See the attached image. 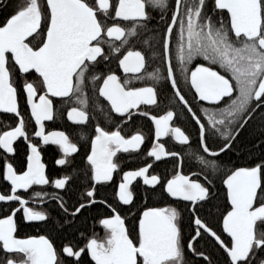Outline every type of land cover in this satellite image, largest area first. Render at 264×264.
<instances>
[{"label":"snow or ice","instance_id":"1","mask_svg":"<svg viewBox=\"0 0 264 264\" xmlns=\"http://www.w3.org/2000/svg\"><path fill=\"white\" fill-rule=\"evenodd\" d=\"M148 8L160 10L161 20L170 13L158 42V59L166 65L164 76L160 68L147 71L145 55L130 47L133 44L130 38L139 39L140 33L148 29ZM37 36L41 39L32 44ZM174 41L176 65L172 63ZM121 48L125 49L123 53ZM115 53H120L114 58L123 73L138 74L136 79L155 83L130 87L129 79L121 82L110 68L102 73L100 66ZM197 58L207 62V66L197 62L189 69L188 65ZM212 65L227 75L214 70ZM177 72L190 83V90L194 89V99L216 106L215 110L201 109L206 123L194 111L186 94H182ZM32 73L38 74L35 83L28 81ZM14 79L20 84L19 90ZM161 80L170 85L176 98L174 103L182 105L197 126L201 154L196 160L203 168L192 173L196 179L181 171H175L171 178L150 174L154 165L146 163L136 170L123 171L118 186H114V173L120 170L114 157L118 153L139 156L146 138L139 131L125 138L119 125L109 131L99 123L90 137V150L84 155L81 175L64 174L55 179L46 175L40 148L27 131L30 121L19 110L18 92L25 94L30 120L35 123L33 135L42 145L57 146L62 154L54 160L58 167L72 163L69 157L74 160L80 148L65 131L45 133L44 122L54 121L57 113L52 98H59L61 110L75 98L77 106L67 109V120L87 126L90 116L86 110L89 106L86 89L90 81L95 85L92 91L98 94L97 99L102 97L107 102L106 106L96 102L95 108L103 112L108 107L104 116L109 120L111 113L131 120L134 112L151 120L154 141L146 155L161 161L181 155L166 150L160 142L162 138L171 137L181 146H190V135L181 127L172 126L177 115L174 110L163 115H149L147 110H141V106L159 105L156 84ZM37 84L43 94L38 95ZM258 110L264 119V0H213L211 8L208 0H174L171 4L170 0H44L43 5L40 0H24L0 26V112L18 118L14 127L0 132V149L15 156L14 142L23 138L27 145L26 167L19 173L7 157L3 165V180L10 184V194L0 193V202H18L19 207L0 218V264H85V255L90 257L88 264H189L186 252L212 264L210 256L193 243L206 237L212 238L225 254L223 264H252L254 254L264 251V158L248 166H234L215 178L205 174L206 183L199 177L209 166L213 172L221 171V164L217 163L221 154L231 151L239 130L246 127ZM80 138L84 139L83 133ZM138 178L143 186H148L145 193L159 192L161 197L166 193L177 202L187 203L182 209L146 206L138 215V230L136 214L132 213L130 229L120 208L107 204L104 198L98 199L97 193L114 186L118 204L131 206L132 186ZM80 179L86 181L83 185L86 191L69 204L71 188L75 186L72 182ZM214 179L221 180L226 188V205L217 217V222L222 223L220 234L201 215L206 206L214 207L207 186ZM45 185L68 196L65 199L64 195L53 193L52 199L59 202L61 215L70 226L78 214L83 215L82 210H90L97 204L110 209L111 215L99 212L93 218L103 228L104 237L98 238L95 231L89 236L76 229L83 243L65 236L67 243L62 242L59 249L46 235L18 238L20 224L15 217L21 209L24 223L50 219L48 214L28 207V201L17 195L18 190L27 192L33 186ZM35 195L39 197L41 193ZM184 212L188 213L187 242Z\"/></svg>","mask_w":264,"mask_h":264},{"label":"flooded vegetation","instance_id":"2","mask_svg":"<svg viewBox=\"0 0 264 264\" xmlns=\"http://www.w3.org/2000/svg\"><path fill=\"white\" fill-rule=\"evenodd\" d=\"M24 0H0V26H3V23L6 19L12 14L13 10L19 7ZM40 2L44 3V0H40ZM31 39V38H29ZM41 39L40 36L36 37V40L32 41V44H35L37 41ZM134 41V38H130ZM119 42H117L118 44ZM30 46H32L30 44ZM106 47V46H105ZM129 47V46H126ZM133 50H140L137 47H134L133 44L130 45ZM107 51V47H106ZM125 51L124 48H121V53ZM141 51V50H140ZM142 54H144L142 52ZM120 53H115L110 55L109 61H104L103 64L100 66L102 69V73H107L108 69L110 68L116 75L121 78V82L124 79H129L131 81L130 87H141L146 86L147 84H153V81H146V80H138L136 79V75L138 74H125L121 69L118 67V61L114 58L115 56H119ZM145 55V54H144ZM146 57V69L147 71H155L154 67L147 66V56ZM194 61V60H193ZM151 67V68H150ZM193 68V67H192ZM191 68V69H192ZM101 74V73H97ZM161 76L166 75V65H163V68L160 72ZM179 77V86L182 90V94H186V99L189 100L191 106L193 107L194 111H196L202 120H204V114L201 111L202 108H208L210 110H214L216 106L209 105L207 102L199 101L198 99H194V89L190 90V83L186 82L184 77L178 72ZM37 74L32 73L28 76V81L35 83V77ZM14 84L18 88H20V84L17 83L14 79ZM38 88V95L43 94L42 91L39 90V85H36ZM159 95V105L158 106H141V110H147L149 115H163L167 110H174L176 112V118L174 119L172 126H179L185 131L186 134L190 135V146H181L176 143L173 138L165 137L161 139V143L165 145L166 150L168 151H176L180 153V156L175 158L168 157L164 158L161 161H155L154 158L147 157L146 153L150 150L153 141H154V125L152 124L151 120L148 117L140 116L139 114L134 112V115L131 120H128L127 116L120 117L115 113H111V119L109 120L104 116V112L108 111V107H104L103 112L99 109L95 108V103L98 102L101 105L106 106L107 102L103 100L102 97H98V94H94L92 89L95 85L90 81L86 92L89 99V106L87 107V111L89 112L90 122L87 126H77L74 125L71 121L67 120V109L70 106H77L73 101H68L65 103L63 109L61 110V105L59 102V98H52L54 100V107L57 109V113L55 116L54 121H45V133L50 131H65L72 142L77 143L78 147L80 148L79 154L74 155V160L72 157H69V160L72 161L69 165L58 167L55 165L54 160L55 158H59L62 154L59 153L57 146L54 145H42L39 138L33 135L35 131V123L34 120H30V109L26 105V98L25 94L22 92H18V103H19V110L21 114L25 117L26 121H30L28 123L27 131L29 133L30 139L33 143H36L41 151V162L45 164V172L50 178L55 179L59 178L64 174H73V169L76 168L77 162L80 161V164L84 168L83 158L87 151L90 150V137L94 135V127L97 123H99L102 127H105L106 130L112 131L117 129V125L120 126V130L122 135L125 138H129L132 134L136 133L137 131L141 132L145 136V143L141 145V154L138 156L137 153H118L117 157H114L115 162L120 165V170L118 173H114V181L113 185L118 186V182L122 175V172L125 170H136L140 166H144L146 163H152L154 165L153 169H150V174H157L161 176L167 175L168 178L174 174L175 171H181L182 174L189 175L193 179H196L195 176H192L193 172H200V169L203 168L202 165L196 160V156L200 155L201 152L197 149V126H194V121L191 118V114L187 113L186 109H183V106L179 103H174L175 97L171 94L170 85L167 84L166 81L161 80L158 84H156ZM38 101V96L36 97ZM124 121H127L124 123ZM18 122V118L14 114L10 113H3L0 112V132L4 130H9L10 127H14ZM206 123V120H204ZM81 133H83L84 139H81ZM14 148L16 149L17 155L10 156L3 152L0 149V193L2 194H10V184L3 180V165L5 163V157H7V161L11 162L14 168L18 171H21L24 167H26V154H27V145L23 141V138H20L17 142H14ZM191 153V155H188ZM79 155V158L76 156ZM183 157V164H181V158ZM206 159L211 160L210 157H205ZM23 162V164L21 163ZM222 171V169H221ZM213 173L211 167L209 166L205 169L204 173L200 174V181L206 183L204 180L205 174H210L212 178L221 175L219 172ZM114 186H109L106 188L101 189L97 193V198H104L107 204H112L120 208V212L122 217L126 220V226L130 229L133 226V215L132 213L136 214V226L138 230V215L141 213L146 206H155V207H165V206H176L178 208H183L184 204L187 202H177L170 197H167V194L163 197L158 196L155 198L149 193H145L144 189L148 186H143V182L141 178H138L137 181L133 182V191H134V203L131 206H120L118 201H116L114 197ZM210 188L212 193V199L210 203H212L219 195V198H222V208H220L219 212L224 209L226 205V189L222 185L220 180V187L221 189H215L213 184L207 185ZM86 191L85 187L80 188L79 191H71L72 198L69 201V204L73 203L75 200L80 198L84 192ZM36 192H40L41 196L37 197L35 195ZM46 193V195H45ZM57 193L59 195H64L65 199H68V196L62 190H56L51 186H33L27 192L24 190H18L17 195H20L22 199L28 201V207L32 208L35 211H41L50 216V219L46 222L44 221H33L24 223L22 221V209L20 212L17 213L15 219L20 224L19 231L17 233L18 238H27L28 236H39V235H46L53 239L55 246L57 249L61 247V243H67L66 239H59L51 230L52 224H59L58 219L61 218L63 220L64 226H69V224L65 220V216L61 215V211L58 207L59 202L52 199V194ZM148 203L151 204H147ZM18 202H9L7 204L0 202V218H3L6 215L11 214V210L13 208H18ZM230 209V205H227ZM73 209L70 207L69 211L71 212ZM93 211V215H90L89 221V228L87 230H83L89 236L95 231L98 238L104 237V230L100 227L96 220L93 218L97 216L99 212H103L105 215H111L110 209L106 206L102 205H95L91 207ZM89 211V210H87ZM83 214L86 213L85 210H82ZM184 228H185V242L189 239V231H188V213L184 212ZM201 215L205 218L206 216ZM219 215V213H218ZM215 221H208L210 226L215 230L218 234L222 232V223L217 222V217ZM78 216H80L78 214ZM77 216V217H78ZM71 219V217H68ZM186 219V220H185ZM208 220V219H207ZM194 227V225H193ZM226 236V234H223ZM230 239V238H229ZM74 242L83 243V240L80 238L79 233L76 235ZM198 241V242H197ZM197 241H193L196 244L197 248L205 251L209 250V253L216 252L222 255L223 261L225 259V254L219 249L218 245H215V242L212 238L206 237L205 239L201 240L197 238ZM206 253V252H205ZM255 258L252 260V264H260L261 260H264V251L256 252ZM83 260L85 264H88L90 261V257L85 255L83 256ZM186 260L189 264H208L207 261H203L201 257H193L191 254L186 252ZM212 261V260H211ZM94 264V262H92ZM213 264V262H212Z\"/></svg>","mask_w":264,"mask_h":264},{"label":"trees","instance_id":"3","mask_svg":"<svg viewBox=\"0 0 264 264\" xmlns=\"http://www.w3.org/2000/svg\"><path fill=\"white\" fill-rule=\"evenodd\" d=\"M174 3V0H170V4ZM209 8H211L213 0H208ZM150 20L148 23V29L144 30L140 33V38H134L133 46L139 48L146 56H147V66L154 67L155 70L157 68L162 69L163 65L158 59V51L159 46L158 42L160 39V33L165 27V24L169 22L168 15L165 16L164 20H161V12L160 10H153L151 8L147 9ZM178 32V29H177ZM143 41H147L144 43ZM175 48L176 43L173 42V55H172V63L176 65L177 61L175 59ZM154 53L157 55L154 56ZM197 62L204 63L207 65V62L203 61L201 58H197L194 60L192 64L188 65L189 69H191ZM150 67V68H151ZM214 70L221 71L218 66L212 65ZM178 73V72H177ZM221 74H225L221 71ZM262 113L258 110L254 115L253 119L249 121L245 128L239 130V135L237 139L233 142V147L231 151L227 153L221 154L220 161L217 163L221 164V169L223 171H228L232 169L234 166H248L250 164L260 162L261 158H264V119L261 118ZM215 147V146H214ZM198 149V145H197ZM17 155V152L16 154ZM79 158V155L76 156ZM76 170L73 171V176L81 175L80 170L83 169L80 161L76 164ZM221 172H219L221 174ZM215 174V172H213ZM217 177V176H216ZM75 186L71 188V191H79L80 188L84 187L83 179L75 180L72 182ZM213 186L215 189H221L220 180L214 179ZM152 195L155 198H158L159 192L157 193H149L148 195ZM147 204H151L148 203ZM214 207L208 209L206 206V210L203 212V215L206 216L208 221H215L216 216L219 213L220 208H222V198L218 197L211 203ZM211 212V215H209ZM90 215H93V211H86L83 215L78 216L71 224V226H64L63 220L61 218L58 219L59 224L55 223L51 225V230L59 239H64L67 236L68 239H74L76 235L79 233L76 229H80L81 231L87 230L89 228ZM186 220V219H185ZM67 240V239H66ZM206 255L210 256L213 264H223V258L220 253L205 251Z\"/></svg>","mask_w":264,"mask_h":264},{"label":"bare ground","instance_id":"4","mask_svg":"<svg viewBox=\"0 0 264 264\" xmlns=\"http://www.w3.org/2000/svg\"><path fill=\"white\" fill-rule=\"evenodd\" d=\"M207 66V65H206ZM215 110V109H214ZM225 188V187H224ZM226 189V188H225Z\"/></svg>","mask_w":264,"mask_h":264},{"label":"water","instance_id":"5","mask_svg":"<svg viewBox=\"0 0 264 264\" xmlns=\"http://www.w3.org/2000/svg\"><path fill=\"white\" fill-rule=\"evenodd\" d=\"M38 75V74H37Z\"/></svg>","mask_w":264,"mask_h":264}]
</instances>
